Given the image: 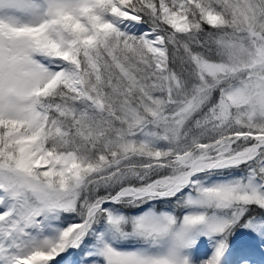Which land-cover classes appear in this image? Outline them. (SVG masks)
<instances>
[{
  "label": "snow or ice",
  "instance_id": "snow-or-ice-1",
  "mask_svg": "<svg viewBox=\"0 0 264 264\" xmlns=\"http://www.w3.org/2000/svg\"><path fill=\"white\" fill-rule=\"evenodd\" d=\"M0 264H264V0H0Z\"/></svg>",
  "mask_w": 264,
  "mask_h": 264
}]
</instances>
